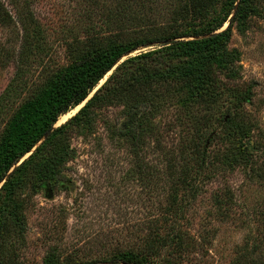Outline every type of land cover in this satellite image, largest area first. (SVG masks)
Returning <instances> with one entry per match:
<instances>
[{
  "label": "rangeland",
  "instance_id": "1",
  "mask_svg": "<svg viewBox=\"0 0 264 264\" xmlns=\"http://www.w3.org/2000/svg\"><path fill=\"white\" fill-rule=\"evenodd\" d=\"M0 2L10 17L0 20V139L23 104L88 52L164 40L120 64L204 23L191 0ZM253 8L232 24L211 68L214 98H195L177 81L132 98L102 90L106 98L15 175L12 194L0 197V264H110L148 254L170 228L185 235L175 264H264V0ZM165 67L142 59L120 75ZM135 103L144 115L136 138L119 133ZM49 157L65 177L52 187L38 176Z\"/></svg>",
  "mask_w": 264,
  "mask_h": 264
},
{
  "label": "trees",
  "instance_id": "2",
  "mask_svg": "<svg viewBox=\"0 0 264 264\" xmlns=\"http://www.w3.org/2000/svg\"><path fill=\"white\" fill-rule=\"evenodd\" d=\"M191 1L192 8L201 14L199 16L204 22L198 29H193L192 33L175 34L170 40L167 39L171 42L158 45L161 48L141 53L120 64L118 63L122 57L137 48L147 44L153 46V43H162L164 40L118 44L88 52L70 69L60 73L46 89L23 104L13 114L0 139V183L4 181L0 187V197L2 193L12 194L17 185V180L14 179L15 175L20 173L27 163L42 158L49 151V147L52 146L58 133L84 115L87 109L98 100L106 98L104 95L100 97L99 93L102 90H106L108 95L118 92L128 93L127 95L131 97L133 92L139 88L151 87L157 82L177 81L185 85L186 88L188 87L190 95L195 98H214L211 68L224 52L232 24L235 22L244 23L253 13V5L257 0ZM231 16L232 19L229 21ZM7 19H10L8 12L0 2V20L5 22ZM226 23H228V27L224 31L216 33ZM191 36L195 39L175 41ZM142 59H158L160 64L166 67L164 69H146L138 74L129 72L126 75H120L129 62H138ZM173 62H178V64L174 65ZM110 71L112 74L104 85L87 100L99 82ZM115 87H119V89L116 90ZM86 100L85 105L71 119L50 132L61 116L68 114ZM143 102L145 103V101ZM139 104L141 103H135L129 107L126 117L119 126L120 134H132L136 138L135 131L143 124L144 116L140 111ZM30 152L27 160L16 166ZM67 154L73 156L71 151H67ZM56 165L55 159L52 157L45 159L39 165V181L47 187L59 184L65 179L55 169ZM10 218L16 225L19 224L15 210L10 211ZM184 238L185 235L179 229L170 228L164 237L159 238L161 242L159 241L155 247H152L148 254L140 257L122 254L109 262H111L110 264H175V255L182 252ZM164 252H166L165 257L162 256Z\"/></svg>",
  "mask_w": 264,
  "mask_h": 264
},
{
  "label": "bare ground",
  "instance_id": "3",
  "mask_svg": "<svg viewBox=\"0 0 264 264\" xmlns=\"http://www.w3.org/2000/svg\"><path fill=\"white\" fill-rule=\"evenodd\" d=\"M80 107H81V106H80ZM78 109H79V107H77V108H75L74 110H72V112H70L69 114L61 116V120L59 121V123H62V122H64L65 120H67V118L71 115V113H74V112L77 111Z\"/></svg>",
  "mask_w": 264,
  "mask_h": 264
},
{
  "label": "water",
  "instance_id": "4",
  "mask_svg": "<svg viewBox=\"0 0 264 264\" xmlns=\"http://www.w3.org/2000/svg\"><path fill=\"white\" fill-rule=\"evenodd\" d=\"M232 19V16L229 18V21ZM228 27V23L225 25V27H224V29L223 30H225L226 28ZM87 102V100L86 101H84V103H82L83 105L85 104ZM80 105L81 107L83 106V105ZM80 106H78L79 107V109L81 108ZM78 112V110L76 111V113ZM52 130H53V128H52ZM51 132V131H50ZM49 132V133H50ZM31 154V152L29 153V154H27V157L29 156Z\"/></svg>",
  "mask_w": 264,
  "mask_h": 264
}]
</instances>
